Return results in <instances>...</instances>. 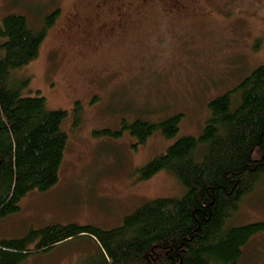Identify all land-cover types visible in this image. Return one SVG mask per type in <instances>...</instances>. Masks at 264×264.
<instances>
[{"label":"rangeland","instance_id":"obj_1","mask_svg":"<svg viewBox=\"0 0 264 264\" xmlns=\"http://www.w3.org/2000/svg\"><path fill=\"white\" fill-rule=\"evenodd\" d=\"M97 1L0 0V17L22 15L36 30L51 22L39 56L12 79L26 82L24 95L43 96L49 110L66 111L68 135L58 182L29 192L20 211L1 219L0 240L53 224L113 229L148 201L182 197L185 187L171 172L142 180L140 169L179 137H198L209 103L264 65V0L234 10L233 0H106L122 9L144 5L141 26L110 38L77 20L98 17L91 10ZM177 113L184 116L173 138L157 131L139 143L124 127ZM256 222H264V178L231 218L234 225ZM243 250L240 264H264V232ZM94 251L90 238L78 237L22 264H85Z\"/></svg>","mask_w":264,"mask_h":264},{"label":"trees","instance_id":"obj_2","mask_svg":"<svg viewBox=\"0 0 264 264\" xmlns=\"http://www.w3.org/2000/svg\"><path fill=\"white\" fill-rule=\"evenodd\" d=\"M245 2L233 0L230 8ZM50 23L36 30L22 15L0 17V221L20 211L29 192L46 191L59 180L67 112L49 110L43 96L24 95L26 82L12 79L14 71L39 56ZM209 109L198 137H179L140 169L142 180L171 172L185 187L182 197L148 201L113 229L53 224L0 240V264H22L78 237L96 246L85 264H240L243 248L264 232V222L231 223L264 178V65L213 99ZM183 116L136 119L124 127L139 143L157 131L173 138Z\"/></svg>","mask_w":264,"mask_h":264},{"label":"flooded vegetation","instance_id":"obj_3","mask_svg":"<svg viewBox=\"0 0 264 264\" xmlns=\"http://www.w3.org/2000/svg\"><path fill=\"white\" fill-rule=\"evenodd\" d=\"M193 2L195 1L193 0ZM123 6L122 9L117 5H112L110 1L107 2L106 0H100L94 3V8H91V10L94 9L96 13L99 14L98 17L93 16L92 18V16H90L81 18L82 16H77V20H81L79 24L83 23V28L93 30V28L97 27L101 32L107 34V38H110L112 35H120L121 33L136 28L137 25L141 26L144 23L145 18L140 11L144 7L143 3L134 4L130 2ZM185 7L187 8V11L195 10V6ZM100 14L104 15L100 16ZM104 17L107 19H104Z\"/></svg>","mask_w":264,"mask_h":264}]
</instances>
